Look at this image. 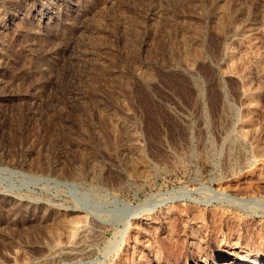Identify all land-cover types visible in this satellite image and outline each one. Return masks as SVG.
Segmentation results:
<instances>
[{
  "label": "rangeland",
  "instance_id": "1",
  "mask_svg": "<svg viewBox=\"0 0 264 264\" xmlns=\"http://www.w3.org/2000/svg\"><path fill=\"white\" fill-rule=\"evenodd\" d=\"M228 261L264 264V0H0V264Z\"/></svg>",
  "mask_w": 264,
  "mask_h": 264
},
{
  "label": "bare ground",
  "instance_id": "2",
  "mask_svg": "<svg viewBox=\"0 0 264 264\" xmlns=\"http://www.w3.org/2000/svg\"><path fill=\"white\" fill-rule=\"evenodd\" d=\"M144 219L146 220H151V217H150V211L149 212H146L144 213ZM84 220V219H83ZM130 223V222H129ZM238 246V245H236ZM235 261H241L240 259H236ZM235 261H228V262H225V263H222V264H234ZM243 262V261H242ZM238 263V262H237ZM246 264H258L257 262H246Z\"/></svg>",
  "mask_w": 264,
  "mask_h": 264
}]
</instances>
